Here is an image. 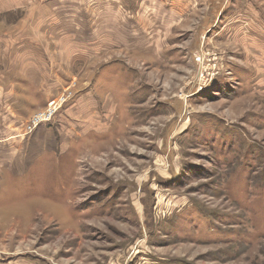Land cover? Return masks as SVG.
Here are the masks:
<instances>
[{
	"label": "rangeland",
	"instance_id": "374dc122",
	"mask_svg": "<svg viewBox=\"0 0 264 264\" xmlns=\"http://www.w3.org/2000/svg\"><path fill=\"white\" fill-rule=\"evenodd\" d=\"M0 41V264H264V0H0Z\"/></svg>",
	"mask_w": 264,
	"mask_h": 264
},
{
	"label": "crops",
	"instance_id": "0c3cea01",
	"mask_svg": "<svg viewBox=\"0 0 264 264\" xmlns=\"http://www.w3.org/2000/svg\"><path fill=\"white\" fill-rule=\"evenodd\" d=\"M47 2L51 1V0H46ZM0 43H2V41H0ZM32 45V47H34L36 45V43H34L33 41L30 43ZM25 45V41L20 40L19 42H16L12 45V48L17 49L20 53L23 50ZM11 138L8 139H1L0 140V165H2V163L11 161V164H13V160L16 156H18L16 153L17 151L15 150H19V144L17 143H12V142H8L10 141ZM12 140V139H11ZM4 164V165H5Z\"/></svg>",
	"mask_w": 264,
	"mask_h": 264
},
{
	"label": "built area",
	"instance_id": "2783aa9c",
	"mask_svg": "<svg viewBox=\"0 0 264 264\" xmlns=\"http://www.w3.org/2000/svg\"><path fill=\"white\" fill-rule=\"evenodd\" d=\"M60 106H61V101L56 102V103H47V105L45 107L47 109V112L39 115L36 118V121L39 122V125L46 124V123L50 122V120H51L52 116L54 115L55 111L57 109H59Z\"/></svg>",
	"mask_w": 264,
	"mask_h": 264
}]
</instances>
